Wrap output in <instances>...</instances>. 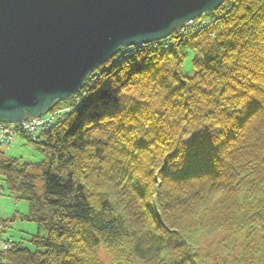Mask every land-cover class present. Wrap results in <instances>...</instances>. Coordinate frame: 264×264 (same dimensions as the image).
<instances>
[{
    "label": "trees",
    "instance_id": "trees-1",
    "mask_svg": "<svg viewBox=\"0 0 264 264\" xmlns=\"http://www.w3.org/2000/svg\"><path fill=\"white\" fill-rule=\"evenodd\" d=\"M205 18L101 63L81 101L21 134L40 161L0 153V188L38 226L17 240L1 220L0 264H102L99 249L110 264H264V0Z\"/></svg>",
    "mask_w": 264,
    "mask_h": 264
},
{
    "label": "water",
    "instance_id": "water-1",
    "mask_svg": "<svg viewBox=\"0 0 264 264\" xmlns=\"http://www.w3.org/2000/svg\"><path fill=\"white\" fill-rule=\"evenodd\" d=\"M222 0H0V121L73 96L126 46L163 40Z\"/></svg>",
    "mask_w": 264,
    "mask_h": 264
},
{
    "label": "rangeland",
    "instance_id": "rangeland-1",
    "mask_svg": "<svg viewBox=\"0 0 264 264\" xmlns=\"http://www.w3.org/2000/svg\"><path fill=\"white\" fill-rule=\"evenodd\" d=\"M228 0L224 3V6L230 2ZM189 61H186L185 68ZM61 103V102H60ZM56 108V107H55ZM66 106H58L54 111L57 113L62 112L61 109H65ZM60 118V117H59ZM4 125H9L4 123ZM2 131L0 130V136ZM0 153H3L7 159H20L23 162L36 163L42 159L41 154L36 150L33 144L27 142L25 139H21L15 136L14 140L10 143L6 141L0 145ZM38 187L40 186L39 181L36 182ZM10 192L0 188V221L13 218L14 220L8 224L5 228L4 236L12 237L13 239L26 238L27 234L37 232L38 226L34 222H27L23 219V216L27 214L28 204L26 201L16 200L14 196L9 194ZM44 230L41 229L40 233ZM44 233V232H43ZM207 245L209 243L207 242ZM98 256L102 264H110L108 257L105 253L99 249Z\"/></svg>",
    "mask_w": 264,
    "mask_h": 264
},
{
    "label": "bare ground",
    "instance_id": "bare-ground-1",
    "mask_svg": "<svg viewBox=\"0 0 264 264\" xmlns=\"http://www.w3.org/2000/svg\"><path fill=\"white\" fill-rule=\"evenodd\" d=\"M225 3V0H222V2L217 6V9H219V8H221V6L223 5ZM216 9V10H217ZM216 10H214V11H216ZM214 11H210V12H208V13H211V12H214ZM208 13H203L201 16H200V18H202L203 20H204V18L206 17V15L208 14ZM199 18V19H200ZM206 19V18H205ZM199 28V26L198 25H196V24H188V23H185L182 27H180L178 30H176V31H173V32H171L170 34H169V36L167 37V39L168 40H170L171 39V37H172V39L173 40H171V42L173 41L174 43L176 42V38L177 37H193V36H195V35H197L198 33H200V31L199 30H197ZM160 41V40H159ZM129 46H126L125 45V47H122L121 49H123V48H128ZM137 47V46H136ZM121 49H119L118 51H120ZM117 51V52H118ZM116 52V53H117ZM92 73V72H91ZM89 77V76H88ZM87 77V78H88ZM87 80V79H86ZM85 83H86V81H84V83H83V87H85ZM83 87H81L79 90H76V92L73 94V96H75L76 98L77 97H79V98H77V101H81L82 100V98L83 97H85V95H86V93H85V91H82V89H83ZM2 124V121H0V125Z\"/></svg>",
    "mask_w": 264,
    "mask_h": 264
},
{
    "label": "built area",
    "instance_id": "built-area-1",
    "mask_svg": "<svg viewBox=\"0 0 264 264\" xmlns=\"http://www.w3.org/2000/svg\"><path fill=\"white\" fill-rule=\"evenodd\" d=\"M46 120H43V119H35V120H31V121H28V122H25L22 124V128L24 130H28L29 132H33L35 131L40 125H42ZM0 129L2 131V134L0 136L1 140L3 138H10L12 133L11 131L9 130H6L5 128H2V126L0 125ZM2 247H5V246H2Z\"/></svg>",
    "mask_w": 264,
    "mask_h": 264
}]
</instances>
